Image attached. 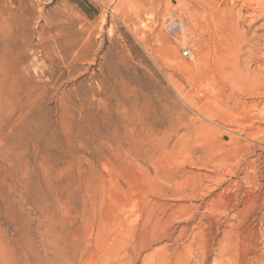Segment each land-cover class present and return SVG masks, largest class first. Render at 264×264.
<instances>
[{"label": "rangeland", "instance_id": "1", "mask_svg": "<svg viewBox=\"0 0 264 264\" xmlns=\"http://www.w3.org/2000/svg\"><path fill=\"white\" fill-rule=\"evenodd\" d=\"M184 1L189 10L181 0H0V264H148L191 241L202 261L220 264L222 234L196 205L222 153L204 147H232L245 136L229 123L256 118L230 89L207 100L227 80L210 68L214 47L191 20L194 0ZM230 1L218 3L240 11L257 72L264 0H250L252 17ZM255 143L261 150L233 162L262 161ZM230 204L214 209L239 227ZM167 211V235L146 246ZM235 229L226 264H251ZM187 247L183 264H194Z\"/></svg>", "mask_w": 264, "mask_h": 264}, {"label": "bare ground", "instance_id": "2", "mask_svg": "<svg viewBox=\"0 0 264 264\" xmlns=\"http://www.w3.org/2000/svg\"><path fill=\"white\" fill-rule=\"evenodd\" d=\"M236 1L241 0H231L230 2H232V5L234 6ZM181 2L182 5L184 4L186 10L190 9L189 4L186 1L181 0ZM242 2L241 10L246 8L245 10L249 11L248 17L254 16V10L251 8L250 0H243ZM219 4L218 0H194L193 11L192 14H190L191 20H195L196 18L200 20V22L194 24V26H200L203 29L204 35L206 34V36H208L206 40L214 47L213 54L211 55L212 60L210 68L219 73H223L225 81L227 80V82L222 84L219 89L216 88L211 96L208 95L207 100L214 99L215 96L217 98L218 96L221 97L219 95L220 93H224L225 90L229 91L230 89L234 100L242 102L253 110V118H256V120H246L245 123H229L236 127V133L240 132L245 136L244 140H240V137L238 138L236 136L237 138L234 140V145L232 147L223 146L222 144L217 145V143H214L213 141H210L204 147L206 152H221L222 154L221 156H215L216 162L219 164H214L215 166H212L213 168L210 169L211 175L209 179L204 183L202 182L200 186L199 197L201 203L196 205V208L205 207L206 210H210L212 214L207 217L209 218L211 227L215 226L214 234L217 236L220 233L222 234V239L217 242L220 257L223 258L220 261V264H226L232 254L230 248L226 247L224 240L231 235L234 228H236L235 230L238 236H244L248 238L250 242V254H252L251 256L253 258L251 264H264V252H261V244L264 242V184H257L256 182V180H258L256 177L258 178L259 173H262L261 166L258 162L264 163V157H262V161H260L261 155L258 154L257 158L253 157L254 159L252 160L247 159L249 160L247 162L242 159H240V161L244 162H233V159L236 158L240 152L243 154H249L254 152L255 148L260 149L255 142H259L261 145L262 143L264 144V65H258L257 72L251 70L248 58H252L255 53L251 47L250 39L246 36V31L242 30L240 27V11L234 13L233 7L222 9ZM252 22L253 20H250L249 23L251 24ZM246 45L249 47L244 50L243 47ZM254 59H259V57ZM243 63L245 66H243ZM251 73H255L253 74L254 76H252ZM242 78H248V83H251V85H241L239 82ZM244 94H247L251 99L245 100ZM214 116L216 115H213V113L208 115V117L212 119ZM230 120L233 122L232 119ZM179 152L184 151L180 150ZM237 171H244L243 176L238 178L239 181L235 180V178L237 179ZM223 183H227V185L223 186L222 192L215 193L216 190L222 187ZM242 185L246 188H252V191L246 189L240 191ZM230 192H233V194H230ZM210 196V200L206 201L205 198ZM223 200L229 204L231 203L230 211L233 212L230 217L238 218V220H240L239 224H241L239 227L228 225V222V226L225 225L226 218L222 219L214 209L215 203ZM169 211H167L162 219V221L165 219L164 222H162L164 227H160L159 229L156 227L154 231L152 230L148 233V236L146 237V240L148 241L146 246L150 247L151 245L162 241L161 239L167 235L166 232L168 231H166L165 221L172 214V211ZM227 215L229 216V213ZM193 243L191 241L190 244L188 243V247L186 246L191 252V255L194 256V259H192L194 260L193 262L206 264L202 261L204 250H202L203 254L201 255V250L200 252L198 250V248H201L199 247L200 245L194 248L192 246ZM186 247L185 249L183 248L185 251L187 250ZM184 250H169L164 256L161 254L159 255V253L156 252L151 253L149 256L146 254L145 256L147 257L145 260H147L148 264H166V262H169L170 260H172L171 264H183L185 259V255L183 254L185 253Z\"/></svg>", "mask_w": 264, "mask_h": 264}, {"label": "built area", "instance_id": "3", "mask_svg": "<svg viewBox=\"0 0 264 264\" xmlns=\"http://www.w3.org/2000/svg\"><path fill=\"white\" fill-rule=\"evenodd\" d=\"M183 54L185 55V56H190L191 55V52H190V50L189 49H185L184 51H183Z\"/></svg>", "mask_w": 264, "mask_h": 264}]
</instances>
